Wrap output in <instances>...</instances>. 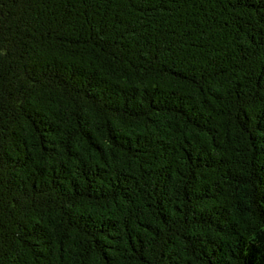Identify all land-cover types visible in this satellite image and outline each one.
<instances>
[{"label":"trees","instance_id":"obj_1","mask_svg":"<svg viewBox=\"0 0 264 264\" xmlns=\"http://www.w3.org/2000/svg\"><path fill=\"white\" fill-rule=\"evenodd\" d=\"M0 264H264V0H0Z\"/></svg>","mask_w":264,"mask_h":264}]
</instances>
